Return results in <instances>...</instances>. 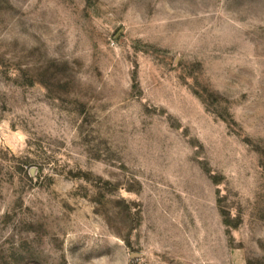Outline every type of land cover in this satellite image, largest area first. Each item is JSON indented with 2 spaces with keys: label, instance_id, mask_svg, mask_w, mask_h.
Wrapping results in <instances>:
<instances>
[{
  "label": "rangeland",
  "instance_id": "374dc122",
  "mask_svg": "<svg viewBox=\"0 0 264 264\" xmlns=\"http://www.w3.org/2000/svg\"><path fill=\"white\" fill-rule=\"evenodd\" d=\"M0 264H264V0H0Z\"/></svg>",
  "mask_w": 264,
  "mask_h": 264
}]
</instances>
